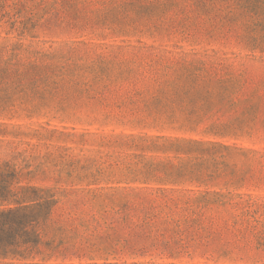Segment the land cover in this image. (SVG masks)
Segmentation results:
<instances>
[{
  "label": "trees",
  "instance_id": "trees-1",
  "mask_svg": "<svg viewBox=\"0 0 264 264\" xmlns=\"http://www.w3.org/2000/svg\"><path fill=\"white\" fill-rule=\"evenodd\" d=\"M6 1L0 0V26L6 27L0 40V127L12 119H49L40 124L44 132L32 135L38 143L29 149L19 151L13 140L0 144L8 155L0 159V264H51L52 259L187 264L179 259L211 236L201 226L206 210L222 205L224 197L199 187L223 179L224 185L243 182L252 168L248 157L258 153L223 140L252 135L256 105L234 115L235 95L244 83L217 79L219 89L212 93L205 87L223 68L195 59L185 69L184 83L173 90L168 101L175 108L169 111L162 109L161 97L152 102L105 95L93 85L115 70L116 57L98 56L87 64L75 57L77 46L38 47L35 30L44 15L32 7L6 10ZM12 1L14 7L22 5ZM65 1L71 0L52 3ZM150 1L167 7L171 0ZM188 3L191 13H214L221 21L229 15L245 18L248 44L264 47V0ZM117 70V76L130 72ZM109 124L130 130L105 131ZM154 127L182 134L134 131ZM39 148L44 152L35 155ZM237 157L243 158L240 164ZM178 186L190 188L180 194ZM245 215L253 216L249 210ZM154 257L169 261L158 263Z\"/></svg>",
  "mask_w": 264,
  "mask_h": 264
},
{
  "label": "rangeland",
  "instance_id": "rangeland-1",
  "mask_svg": "<svg viewBox=\"0 0 264 264\" xmlns=\"http://www.w3.org/2000/svg\"><path fill=\"white\" fill-rule=\"evenodd\" d=\"M21 2V6L14 7V2L7 0L4 9L17 12L32 7L37 15H44L35 30L34 41L38 42V47L77 46L79 51L75 57H82L83 60L78 62L87 64L98 56L106 60L116 57L113 65L118 66L115 70L102 82L93 85L94 89L105 91V95H134L137 99L142 97L152 102L154 98L161 97L162 109L169 111L175 105L168 100L174 97L173 90L184 83L185 69L195 59L207 61L208 67L223 68L211 74V83L205 87L212 93L219 89L217 79H235L244 83V87L235 95L237 107L234 115H240L251 104L256 105L252 135L223 140L252 147L258 153L248 157L253 161L252 168L244 176L243 182L224 185L226 180L223 179L216 186L199 187L200 190L220 192L224 195L221 199L223 203L213 205L212 210L205 212L202 231L209 232L211 236L192 248L190 256L185 255L179 261L187 264H264V47L248 44L249 24L246 19L229 15L221 21L214 13H191L188 0H171L167 7L163 6L164 1L150 0H71L57 2L56 7L52 0L41 5H37L38 1ZM4 28L0 26V40L5 36ZM118 67L130 71L129 74L117 76ZM108 83L110 85L105 89L104 84ZM139 108H142L140 103ZM48 119L41 116L8 121L10 125L0 127V139L4 140L0 144L13 140L19 151L29 149L38 143L32 135L44 132L40 124ZM50 124L60 128L57 120H51ZM102 128L105 131L130 130L114 124ZM134 131L182 134L159 127L136 128ZM38 151L43 153L44 149L39 148L34 154ZM7 158L3 147L0 149V159ZM241 160L242 157L236 158L239 164ZM176 188L177 193L183 194L190 187ZM247 210L252 217L245 215ZM154 258L158 263L169 261ZM69 262L78 261L52 259L48 263Z\"/></svg>",
  "mask_w": 264,
  "mask_h": 264
}]
</instances>
